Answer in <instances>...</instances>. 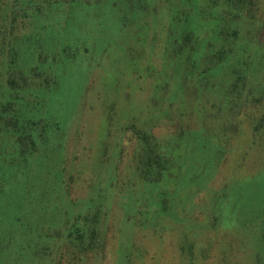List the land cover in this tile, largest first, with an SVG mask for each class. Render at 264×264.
I'll return each mask as SVG.
<instances>
[{
	"label": "rangeland",
	"instance_id": "374dc122",
	"mask_svg": "<svg viewBox=\"0 0 264 264\" xmlns=\"http://www.w3.org/2000/svg\"><path fill=\"white\" fill-rule=\"evenodd\" d=\"M21 3L43 131L20 189L38 235L10 254L264 264V0Z\"/></svg>",
	"mask_w": 264,
	"mask_h": 264
},
{
	"label": "trees",
	"instance_id": "16d2710c",
	"mask_svg": "<svg viewBox=\"0 0 264 264\" xmlns=\"http://www.w3.org/2000/svg\"><path fill=\"white\" fill-rule=\"evenodd\" d=\"M7 1H0L1 5L9 9L5 12L7 15L0 17V20L5 18L8 21L6 26L0 22V264H38L37 259L33 258L39 248L37 241L32 248V251H35L32 254L23 252V256L18 254L16 257L10 254L11 251L14 252L15 247L14 253L26 251L28 239L31 237L29 233H33L27 225L24 213L21 212L24 193H21L20 189H24V170L30 168V163L40 164V152L36 146L43 131L41 113L44 100L40 95H33L34 91L27 89L29 87L27 84L25 86V78L21 76L24 74L23 70L16 68L22 48L26 47V36L24 26L18 27L15 13L6 4ZM14 1L19 7L24 5L21 0ZM19 7L17 11L23 10L21 15H24L26 9ZM0 10L3 9L0 7ZM188 17L185 15L182 20L188 21ZM257 39V42L261 41ZM41 170L49 171L46 166H42ZM13 222H19L16 228L13 227ZM80 230L88 233L89 229L83 227Z\"/></svg>",
	"mask_w": 264,
	"mask_h": 264
}]
</instances>
